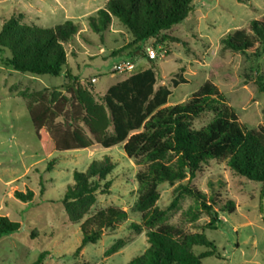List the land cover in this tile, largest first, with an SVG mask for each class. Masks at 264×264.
<instances>
[{"label": "rangeland", "instance_id": "obj_1", "mask_svg": "<svg viewBox=\"0 0 264 264\" xmlns=\"http://www.w3.org/2000/svg\"><path fill=\"white\" fill-rule=\"evenodd\" d=\"M109 0H0V32L6 20L22 14L30 26L51 28L70 20L79 25L80 32L66 46L67 69L60 76L33 75L15 71L8 60L11 53L0 50V217L6 216L22 224L21 231L0 238V264H32L41 253L49 256L44 264H128L148 248L146 231L137 232L131 224L141 222L133 208L139 196L137 166L129 159L123 146L54 153L45 156L35 136L27 111V98L32 93L60 87L68 83L67 70L80 80L93 77L96 95L105 91L130 73H116L115 67L131 60L135 71L153 66L145 55L131 53L126 46L132 42L130 32L113 17L110 29L97 34L91 30L88 18L95 16ZM264 16V0H194V9L182 23L146 46L159 55L154 62L159 86H169L172 95L167 106L184 103L206 81H211L226 97L227 104L247 129L264 126V94L258 91L256 71L264 74V57L256 59L223 49L222 39L243 29L254 19ZM170 38L164 42L163 37ZM164 56V57H162ZM184 76L190 82L173 88L171 80ZM214 117L206 113L194 121L200 129ZM111 158L115 169L108 176V194L97 195L92 213L117 206L128 213L118 230L103 236L97 244H88L79 255L80 224H73L65 211L62 199L74 183V172H85L93 161ZM55 161V167L49 164ZM187 179L168 183L159 188L157 206L167 209L174 201L173 190ZM201 192L216 200L231 199L236 211L221 214L216 230L205 231L215 242L222 259L209 257L203 264H264V198L261 185L234 173L226 161L211 160L191 181ZM17 192L32 193L31 201H23ZM194 205L185 197L168 213L167 223L182 225L191 232L195 226L207 223L203 214L192 223L183 221V214ZM119 241L124 246L115 254L106 252ZM198 253L207 250L197 247Z\"/></svg>", "mask_w": 264, "mask_h": 264}, {"label": "trees", "instance_id": "obj_2", "mask_svg": "<svg viewBox=\"0 0 264 264\" xmlns=\"http://www.w3.org/2000/svg\"><path fill=\"white\" fill-rule=\"evenodd\" d=\"M193 9L194 0H109L95 16L88 18V24L93 32L103 34L110 29L113 17L117 18L132 35L126 49L145 55L150 40L184 22ZM23 18L22 14L12 16L0 32V50L11 53L8 65L21 73L60 76L68 65L66 46L79 34V25L68 20L44 28L27 25ZM169 40L163 37L164 42ZM221 43L223 49L235 54L264 57V16L228 34ZM150 61L153 66L134 70L103 95L95 94L92 79H77L68 70L65 85L25 95L35 136L47 157L95 145L106 149L120 145L129 159L143 167L136 175L139 196L133 208L140 214L141 222L131 224L130 228L146 231L149 246L128 264H203L209 257L222 259L205 231L217 229L221 214L234 213L235 202L216 200L191 185V181L209 161H226L234 173L259 183L264 198V126L244 127L237 112L211 81L204 82L184 103L167 106L172 91L165 85L156 88L158 74L155 62ZM189 82L180 75L171 80V85L177 88ZM255 82L264 94V74L256 71ZM206 113H213V119L195 129L194 121ZM54 167L55 161L49 164V169ZM115 167L111 158L105 157L93 161L85 172H74V183L68 187L62 203L69 220L80 224L82 242L75 255L118 230L128 219V213L117 206L91 211L97 195L109 193L111 183L107 178ZM186 179V184L173 190L171 206L159 208L160 186H174ZM16 196L23 201L33 199L32 193L17 192ZM185 197L193 199L194 205L183 214L184 223L192 224L203 214L209 218L207 223L195 226L198 232L167 223L168 213ZM21 229L20 222L0 217V238ZM124 244L119 241L106 256L117 253ZM197 247L207 250L198 253ZM49 254L41 253L32 264H44Z\"/></svg>", "mask_w": 264, "mask_h": 264}, {"label": "built area", "instance_id": "obj_3", "mask_svg": "<svg viewBox=\"0 0 264 264\" xmlns=\"http://www.w3.org/2000/svg\"><path fill=\"white\" fill-rule=\"evenodd\" d=\"M145 55L147 56V58L149 60H152V61H155L159 57L157 52L151 47H148L146 49ZM162 57H164V56H162ZM134 70H135V62L128 60V61H124V62L118 64L115 67L114 71L116 73H132ZM96 81H97V78H92L93 83H95Z\"/></svg>", "mask_w": 264, "mask_h": 264}, {"label": "crops", "instance_id": "obj_4", "mask_svg": "<svg viewBox=\"0 0 264 264\" xmlns=\"http://www.w3.org/2000/svg\"><path fill=\"white\" fill-rule=\"evenodd\" d=\"M140 52H141V51H140ZM145 57H146V55H145ZM144 70H145V69H144ZM142 71H143V70H142ZM93 78H95V77H93ZM125 79H126V78H125ZM125 79H123V80H125ZM123 80H121V81H123ZM119 82H120V81H119ZM109 88H110V87H109ZM109 88H108V89H109ZM108 89H107V90H108ZM107 90H106V91H107ZM106 91H105V92H106ZM102 95H103V94H102Z\"/></svg>", "mask_w": 264, "mask_h": 264}]
</instances>
